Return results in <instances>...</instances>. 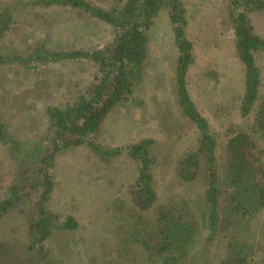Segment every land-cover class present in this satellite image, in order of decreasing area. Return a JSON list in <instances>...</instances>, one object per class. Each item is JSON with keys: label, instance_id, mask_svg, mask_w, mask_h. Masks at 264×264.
<instances>
[{"label": "rangeland", "instance_id": "obj_1", "mask_svg": "<svg viewBox=\"0 0 264 264\" xmlns=\"http://www.w3.org/2000/svg\"><path fill=\"white\" fill-rule=\"evenodd\" d=\"M36 1L0 0V12L8 9L14 20L11 30L0 40V57L26 56L40 46L55 52H93L111 43L112 28L103 22L70 8L33 6ZM85 1L106 9L122 7L125 2ZM182 3L187 22L185 36L193 45L195 57L186 75L187 89L218 143V165L224 162L227 141L244 130L256 142L257 155L264 166V140L250 130L255 112L246 118L239 113L244 68L235 50L228 0H182ZM249 18L256 34L264 39V11L251 13ZM178 56L172 25L167 10H163L147 33L141 83L135 85L129 102L110 110L99 133L89 139L106 151L117 149L120 154L103 161L88 143L55 154L48 210L60 220L72 217L78 224L73 231L53 232L46 241L50 258L58 264H119L117 256L113 253L112 261L108 251L117 253L120 247L124 249L123 255L139 253L126 244L127 238L133 240L134 235L123 224L130 222L133 210L151 217L160 208L176 211L188 205L193 217H198L191 201L205 190L200 184L180 186L175 179L178 161L196 148L199 138L198 130L177 104ZM256 61L262 97L264 52L257 54ZM98 75V67L83 59L28 66L0 63V125L18 142V152H11L0 136V203L5 201L10 186L19 184L22 172L40 165L38 152L50 147L53 131L46 109L63 110L73 104L90 91ZM148 140L153 141L147 148L156 201L145 209L133 195L138 166L127 155V149ZM20 156L28 158L24 166ZM31 199L36 201L34 197ZM29 206L24 200L0 217V243L20 248L28 244ZM226 233L253 244L252 264H264V211L236 223ZM207 236V232H202L197 238L189 264H219L226 255L227 240L218 235L209 240ZM137 260L136 264H149L144 257Z\"/></svg>", "mask_w": 264, "mask_h": 264}, {"label": "trees", "instance_id": "obj_2", "mask_svg": "<svg viewBox=\"0 0 264 264\" xmlns=\"http://www.w3.org/2000/svg\"><path fill=\"white\" fill-rule=\"evenodd\" d=\"M228 2L235 50L244 68V90L239 113L242 118H246L255 112L250 130L264 140V96L261 97L259 92L261 79L256 61L257 54L264 52V39L256 34L249 18L251 13L264 11V0ZM38 5L81 11L110 26L113 39L103 49L93 52H55L40 46L26 56L0 57V63L24 66L30 63L83 59L91 61L99 69V75L89 92L63 110L54 107L46 109L53 131L50 147L38 152L40 165L22 172L19 184L10 186L5 201L0 203L2 217L5 212L22 205L24 200L29 202L30 211L26 214L28 244L26 248H20L0 243V264H58L50 258L45 243L53 232L73 231L78 224L72 217L60 220L48 210L53 192L51 170L54 156L57 152L87 143L103 161L120 154L117 149L106 151L89 139L99 133L110 110L117 104L129 102L135 85L141 83L147 33L163 10H167L179 53L175 69L177 104L185 118L199 132L196 148L189 150L178 161L175 179L178 185L186 188L200 184L205 192L191 201L192 207L197 208V218L193 217L194 213L188 205L176 211L160 208L151 217H143L134 210L130 212V222L123 224L131 229L130 234L134 235V239L129 241L127 238L126 244L135 247L139 253L123 255L124 249L120 247L117 253L108 251L111 252L109 257L113 261L114 253L119 264H136L140 257H144L149 264H189L197 238L202 232H207L209 240L216 235L227 240V252L219 264H252L253 244L243 239L240 241L226 232L245 218L264 211V166L258 158L256 142L244 130L238 131L227 141L223 149L224 162L218 165V143L187 89L186 75L195 57L193 45L185 36L187 22L182 0H125L122 7L107 9L85 0H37L33 6ZM13 25L14 20L8 9H2L0 40ZM0 136L11 152H18V142L7 133L3 125H0ZM151 143L152 140L143 141L127 149V155L138 166L133 195L145 209H149L156 201L149 172L151 158L147 146ZM19 159L24 166L28 158L20 156ZM33 197L35 202L31 199Z\"/></svg>", "mask_w": 264, "mask_h": 264}]
</instances>
